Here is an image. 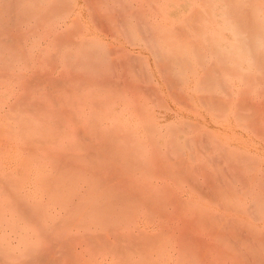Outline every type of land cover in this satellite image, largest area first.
<instances>
[{
  "label": "rangeland",
  "instance_id": "rangeland-1",
  "mask_svg": "<svg viewBox=\"0 0 264 264\" xmlns=\"http://www.w3.org/2000/svg\"><path fill=\"white\" fill-rule=\"evenodd\" d=\"M127 1L129 3V10L127 8L124 11L120 10L119 14L125 16L133 26H135L137 22L134 20L136 19L134 16L135 14L131 15V13L137 12V15L141 11L142 14L140 13V15L149 19L152 23L153 19L156 21V19L160 18V16H153V8L149 6L147 0ZM86 2L85 0H75L73 3L74 5L76 4V7H74V9L71 7L73 11L70 9L72 12L70 13L69 10L67 13H62L63 17L69 13L68 16H65V20L62 24L66 25L72 22L76 14L77 17H80L79 21L84 28L78 31L74 30V32L72 30V35L69 32L67 33L68 36L70 35L71 39L73 38L76 42L83 38H87L100 41L103 44H107V47L112 48L114 53L110 56L109 62H111V64L113 62V65L115 63L119 65L121 63L119 61L121 60L125 63L128 62L129 64H127V67L130 68V70L127 69V71L129 72L125 75L126 65L125 67L124 65H117V67L112 65L113 68H115L112 69V66H110L111 64L109 65V63L105 62L107 66L109 65L110 70L106 71L105 69L103 73L101 72L102 76L98 75L101 79L100 77H96V79H104V82L101 81L100 83H107L106 79L108 78H104L105 72L109 75L112 70L113 76L112 78L110 76L111 79H109L111 81L114 80V85L116 82V90L118 86H121L120 88L118 87V89L122 91V86L124 84L125 89H123V91H126L123 97L133 98L136 101L137 96V100L141 101L139 104L145 103L147 106L153 105L151 103V101L153 102L152 98H145V91L147 92L148 88H150V82L153 83V81L150 80L149 82L145 79L146 81L143 82L141 76L142 80H140V82L142 81V83L140 84L139 78L136 81L135 74L137 73L139 75L136 70L137 66L131 70L132 65H130L132 62V64H135V55H142L149 63L153 73V70L156 71V61L152 56V51L144 42H131L128 40L123 29L114 30L115 27H113L111 23L106 24L111 27L109 29H113L114 31L109 30V32L107 31L108 34L104 32L106 28L102 29L103 24L99 25L101 27L97 26V22L91 19L92 15L89 13L91 12L90 7L94 5V1L92 0V3L90 0L88 7ZM96 2L95 0V4ZM96 5L98 6L96 15H99V17H101V14L105 15L106 12V14L110 12L106 10L107 8L105 9L104 6L100 7L98 3ZM116 5L120 7L119 4ZM115 10L117 9L115 8L113 11ZM126 10L128 11L126 12ZM115 13L118 14V10ZM136 21H138V19H136ZM5 25L6 23H4V27ZM108 26L106 27L108 28ZM4 27L1 26L0 28L5 30ZM7 27L10 26L7 25ZM29 28L30 26L25 29V32L29 30ZM8 29L5 31H8ZM42 30L40 26H38L36 30V33H38V35L40 34L41 37ZM1 31L2 30H0V32ZM5 31L4 33L1 32L2 34L0 33V40L6 37L10 39L11 33L9 35V31L11 32V30L7 32L8 34ZM65 31L67 30L62 32L65 33ZM62 32L58 34L61 35V43L62 38L63 41H66L68 37L64 36L66 38V40H64ZM67 34L65 33V35ZM27 35L25 40V42H27L26 49L27 44H37L36 41L38 40V35L36 37V34L33 36ZM7 38L3 41L1 40L2 44L0 41L1 47H3L4 41L6 42L8 40ZM58 39H60L59 36ZM11 42L15 44L12 39ZM11 42H6V45L10 47H8L9 49H12ZM47 43L48 41L42 38L40 45L48 49ZM77 48H79V45L73 47V49ZM49 49L51 51L46 54L44 52L42 54L37 52L34 53L32 57L26 58L28 60H24L26 63L22 60L20 68H16L14 64L8 62L7 56L3 55L2 57V55H0V60L2 59L0 64L1 62L4 63L0 66L4 67L6 64V66L9 67L13 65V67L10 66L11 68L9 69L5 68L6 66L4 67L5 69L3 67L0 68V236L5 238L2 239L4 241L0 242V264H264V219H253V216L249 214L246 209L250 197H263L264 200V184L254 179L253 176L251 179L254 181H251L249 177L251 173L247 172V170L240 169L237 164H231L233 166H230L228 169L223 168L227 170L223 171L221 169L222 165L217 166L216 164L219 161H211L210 157L199 156L198 160L191 159L190 168L188 167L187 170H182V172L181 170H161L159 174V170H147V172L146 170H119L121 167L118 170H113V168L110 170L107 165L105 168L108 170H102V168L104 169L103 165H100V170H97L99 168L96 167V169H93L94 165L93 163L91 164V162L95 161L94 158L97 156L93 151V147L96 150L97 143L101 145L102 143L100 142H102V140L104 141V137H102V140L98 138L97 143H95L96 145L92 144L93 147L90 148L89 146H92V141L90 140L89 143V139H86V137H83L81 141L79 138L81 139L82 136L77 137V140L76 137L65 138L51 135V131H46L51 135L46 136L44 135V131L43 134L41 133L40 126L42 127V125L37 126L33 122L30 124L31 121H28L25 117L28 115L32 117L31 115L34 114V112L37 114L38 110L39 112L42 110L40 106L39 109L38 107L33 108L32 106L31 111L33 112L34 110V112L32 113L29 111V105L33 103V101H35L36 105L39 104L42 107L43 105H48V109H54L55 105L53 98L51 99L52 96H63L61 97L62 99H59L60 97L58 99L56 98L57 101L61 100V102L64 98H66L64 100L66 102L70 100V98L72 100L74 90L70 91V95L71 93L73 95L68 97L69 89H67L68 93L65 89V85L64 87L62 85L63 88L60 87L59 89V86L57 87L55 84L56 79H60V81L64 79L66 83L71 76V84L74 81L76 84L73 85L77 87L79 80L82 81L84 78L81 79L78 75L79 72L81 74L78 68L75 69L76 71H74V73H69V67L66 65V58L62 61L56 60V65L55 63H52V65L51 63L49 64L50 61L46 60H49V58H51L49 57L50 54L52 56L53 51H56L54 48ZM64 49H66V45L63 46L61 50ZM125 52L127 54H134L132 55V62L129 61L131 55L128 57L129 60L128 58L125 60L127 56ZM52 61L54 62V60L51 59V62ZM123 61L121 64H125ZM104 64L102 65V69L105 68ZM122 66L125 71H121L123 70ZM109 67L106 68L109 69ZM36 70H38V77L33 80L32 78ZM3 72L7 73L4 75ZM45 72H47V74H44ZM123 72L124 74H122ZM22 73H24V76ZM19 74L22 75V77H20ZM74 75H77L75 77L80 79L73 77V80L72 76ZM82 75L83 73L81 76ZM27 77L31 80L32 85H29L30 80L28 81L26 79ZM88 77L91 78L89 74ZM44 78L49 80L45 82L50 83L51 81L50 84L52 87H57V90L53 87L52 96L51 94L49 95V91L51 90L47 91V89H49L47 88L49 84L46 86L47 83L44 84L42 81ZM53 78L55 79L53 80L54 85L52 83ZM93 78L90 80H93ZM95 80L92 81L93 83L91 82L90 89L95 86L94 83L98 85L99 82L97 83ZM60 81L58 82L60 83ZM131 81L135 90L138 91L137 95L131 86ZM121 82L124 83L120 84ZM38 83H41V85ZM69 83L70 81L67 82L66 87H72L71 90L74 89L73 86H68ZM137 83L142 85V90ZM152 83L151 86H153ZM27 84L32 87L28 88ZM108 84L111 86V90L109 86L106 87ZM114 85L107 83L105 88H109V90L107 89L109 93L112 94L114 92L113 94L115 96L117 93L114 91L115 89L112 90ZM34 86H36V90H31L34 91L31 93L30 89L34 88ZM82 86V84L81 86L79 84L80 91L75 90L74 93L81 92V90H83L82 92L88 90L87 86H85L86 88ZM137 87L139 89H137ZM145 87H148L147 90H144L146 89ZM27 88L29 91H26ZM94 88V91H97V87L95 86ZM151 89L153 88L151 87ZM151 89L149 90L151 91ZM139 90H141V92ZM25 91L28 93L27 98ZM44 92V104H40ZM46 93H48L50 97H48ZM119 93L121 95V92ZM84 95H86V93ZM151 97H153V93ZM23 104L28 106V108L25 109L26 106ZM23 107L24 110L21 109ZM14 109L16 110L14 111ZM38 115L40 116L39 113ZM39 116L38 118L32 117V119L38 121L40 120ZM23 117L24 122L22 121ZM58 126L60 127V125ZM55 127L56 130H54L56 132L61 128L58 127V129L57 125H55ZM83 139H85V141ZM103 143L106 145L104 144L103 146L102 144L101 147H107V143ZM252 146L253 149L257 147L259 154L264 156L263 143L258 141L253 142ZM99 151L101 150L99 149ZM88 154L91 158L87 157V159H90L89 163L93 166L90 168L86 166L87 161H85V156H88ZM109 154L108 157L111 158ZM105 156L104 159L107 158V156ZM97 157H99V155ZM83 158L85 159L83 160ZM100 158L101 157H99V159ZM166 158H168V156ZM99 159H97L99 164L104 161L103 157L101 160ZM182 159L187 165V160L189 161V159ZM114 160H119V158ZM196 164L202 166L197 169H192L193 165L197 166ZM115 165L116 163H114V168ZM109 166H111V162ZM172 167L174 166L172 165ZM162 171H164L165 174ZM142 172H145V174H142ZM179 172L182 173V175L185 174L187 178L185 176H180L181 174H179ZM183 172L185 173L183 174ZM230 172L235 177L239 178V181L245 182V184L243 185L242 182L234 184L233 182L235 181L229 178L230 174L228 173ZM167 173L169 174L167 175ZM171 173L174 177H177L176 179L182 181H178L179 183L173 181V177L170 178ZM191 177L192 180L190 179ZM260 177L261 175H259V178ZM186 180L190 181L187 182ZM207 188H209V191ZM211 188L212 190L216 189V192L210 190ZM225 188L226 191L228 190V193L225 192ZM205 191L206 194L208 193V196L211 194L212 197L214 194L215 196L219 194V198L222 197V200L224 198L226 201H220L222 206L220 203L217 205L218 203L211 202L209 198L208 201L203 197ZM243 192H251L247 200ZM168 194L170 197L172 195V199H170ZM163 196L166 197V201ZM205 198L207 197L205 196ZM171 200H173V202ZM214 200H216V198L213 199V201ZM228 200H231L232 203L228 202ZM226 202H228L227 204L231 203V205L236 204L235 206L240 204V207L237 209V207L232 205L234 207L232 208V206L229 205L230 208L235 210H228V206H225L227 205ZM176 205L178 207H176ZM199 206L206 211L202 209L200 213L199 209L201 208H199ZM159 207L160 209L162 207V209L160 210ZM191 208H196V211L193 209L191 210ZM189 209L191 212L188 211ZM162 210H166V212L163 213ZM202 211L205 213H202ZM218 215L223 217L224 220L221 219L223 222L219 220L221 217ZM229 218L233 219V222L230 220V223H228ZM4 220H12L16 223L7 225L5 223L3 224ZM240 221L242 222V226ZM216 223H218V225ZM17 224L20 225V227H18ZM244 224L246 226H244ZM223 225L224 227H221ZM254 226L255 229L252 230ZM245 229L253 232L249 233L245 231ZM21 232H25L26 235L21 234ZM258 240L261 241V244ZM10 246L11 249H8Z\"/></svg>",
  "mask_w": 264,
  "mask_h": 264
},
{
  "label": "bare ground",
  "instance_id": "bare-ground-1",
  "mask_svg": "<svg viewBox=\"0 0 264 264\" xmlns=\"http://www.w3.org/2000/svg\"><path fill=\"white\" fill-rule=\"evenodd\" d=\"M74 1L75 0H0V27H4V23H6V28L4 27V29L7 30L10 28L8 31L11 30V32L9 31V35L11 33V37L10 39L6 37L8 39L6 42H11L12 39L16 44L15 45L11 42L12 46H10L12 49H9L10 47L7 46L4 41V48L1 47L2 45L0 46V55H2V57L3 55L7 56L8 62L14 64L16 68H20L22 60L24 61L26 58L32 57L36 52L39 54L44 52L46 54L51 51L49 48H54L56 51H53L52 56L50 54L49 57L51 58H49V60L45 59L46 61H50L49 64L51 63L52 65V63H55L56 60L62 61L66 58V65L69 67V73H74V71H76L75 69L78 68L81 71V74L83 73L82 76L80 72L78 75L81 79L84 77L82 81L79 80L77 85L78 89L76 86L74 87L73 84H76L74 81L71 84V76L68 78L66 83L65 80L62 79L61 81L63 84L60 79H52V81L55 80V84L57 87L59 86V89L62 85L63 87L65 85L66 90L69 89L68 97H71V95L74 94L72 96V100L70 98V100L66 102L64 101L66 98H64L62 100L63 103L65 102L64 104L61 100L57 101L60 96L53 97L51 94L54 89L53 87H55L56 90L57 87H52L50 84L51 81L50 83L45 82L49 80L44 78L42 81L44 84L47 83L46 86L49 84L50 87H47L49 88L47 91L51 90L49 91V95L51 94V99L53 98L54 100L51 101L54 102L55 107L54 109H48V105H43L45 92L42 97L40 96L42 98L40 104L43 103V107L39 104H37V106L35 101L30 103L29 108L23 104L26 106L25 109L28 108L29 111H31L32 106L33 108L38 107L39 109V106L42 108V110H40L41 112L37 109V114L32 109L35 116L34 114L31 116L33 118H38L39 113L40 120H34L30 117V115L25 117L28 121H31L30 124L33 122L37 126L42 125V127L40 126L41 133L43 134L44 131V135L46 136L54 135L65 138L76 137V139L77 137L82 136L79 140L82 141V138L86 137V139H89V143L90 140L92 141L91 145H96L95 143H97L98 138L102 140V137H104V141L102 140L100 143L104 146L105 143L103 142H106L107 147L103 148L101 147L102 144L98 145L97 143V152L93 145L89 147H93V151L97 154V156L99 155V157H103V159L106 154L107 158H105L106 160L104 159L105 164L104 161L99 164L97 161L99 157L96 156L95 158L93 157L96 163L94 160V162H91V164L93 163L94 165L93 167L89 163L90 159H87V157L91 158L88 154V156H85L87 160L83 158V160L85 159V161H87L86 166L88 168L92 166L93 169H96L97 167L99 168L97 170H100V165H103L104 169L102 168V170L107 169L105 167L108 166L110 170L111 168H113V170H118L120 167L121 168L119 170L123 169L130 171L146 170L147 172V170H159V174L161 170H181L182 172V170H187L188 167L190 168L191 159L198 160L199 156H206L210 157L211 161H219L216 164L217 166L222 165L221 169L223 171H227L223 168L228 169L230 166H233L231 164H237L240 169L247 170V172L251 173L249 176L251 181H254L251 179L253 176L254 179L262 182L261 184H264V156L259 154L257 147V149L252 148L253 142L258 141L264 144V0H147L149 6L153 8V16H160V18L156 19V21L153 19L152 23L143 15H140V13L142 14L141 11L137 15V12L131 13V15L135 14V18L138 19V21L134 19L135 22H137L135 26H133V24L129 22L125 16H121V14H119L120 10L124 11L126 8L128 9L129 3L127 0H96V4L98 3L100 7L104 6L105 9L107 8L106 10L111 12H108V14H106V12L105 15L101 14V17L96 15L98 6L95 4V0H93L94 3L91 0L94 5L90 7L91 10L89 8L91 12H88L92 15L91 19L94 22H97V24L95 23L97 26L103 24L102 29L106 28V31L104 32L107 33V31L109 32V30H113L109 29L111 27L108 26V24L111 23L113 27H115L114 30L123 29V32L127 35L128 40L131 42H144L145 45H147L152 51V56L156 61V71L153 70V73L149 63L142 55L134 56V58H136L135 65L132 64V55L134 54L128 53V55L125 52V54H127L125 60H127V58L131 55L130 60L128 58V60L132 62L130 64L132 65L131 70L137 66L136 70L139 75L133 69L136 73V81L138 78L139 82L142 78L143 82L146 80L149 82L150 80L153 81V83L150 82V88L145 87L146 89H144L147 90L148 88V93L145 91V98L149 97L153 100V102L151 101L153 105L150 106L145 105V103L139 104L141 101L137 100V96L136 101L133 98L123 97V94L126 91H123V89H125L123 84L124 82L120 83L123 84V93L120 91L121 89H118V87H121L118 85L117 90L119 91H117L115 89L116 82L114 85V80H110L113 76L112 70L109 75L105 72L106 77L104 74L103 75L104 78H108L106 79L107 83L114 85L112 90L115 89L114 91L117 93V96H114V92L112 93L113 95L109 93L108 90L109 88L111 90V86L109 84L106 86L107 83H103L104 79H96V77H100L98 75L102 76L105 69L106 71L110 70L109 65L111 62H109V58L114 51L112 48L107 47V44H103L100 41L83 38L76 42L73 38L71 39L70 35L68 36L67 33L70 32L71 34L72 30L74 32V30L78 31L80 29H84L79 21L80 17H77L76 14L73 19L71 18L73 20L72 22L66 25L62 24L65 20V16L69 15L68 13L63 17L62 13H67L70 9L73 11L74 7H76V4L74 5L73 3ZM86 1L87 0H85V2ZM89 1L90 0L86 2L87 7ZM115 3L119 4L120 7H118ZM115 8L118 10V14L115 13L117 10L113 11ZM71 10L70 13L72 12ZM128 10H126V12ZM7 25L10 27H7ZM105 25L108 26V28ZM28 26H30V28L25 32V29ZM38 26L43 29L41 31L42 37L40 34L38 35V33H36ZM0 30H2L1 32L3 33L5 31L3 28H0ZM64 30H67L65 31L67 35L62 32ZM8 31L5 32L7 33ZM60 32L63 34L62 37L68 36L67 40L68 38L69 40L67 41L64 37V40L66 41H63L62 38L61 43V35H58ZM27 34L31 36L36 34V37L38 35V40L36 41L37 44H27L26 49L27 42H25V40L28 36ZM58 36L60 39H58ZM42 38L48 41V49L41 47L40 44ZM4 39L1 40L3 41ZM65 45L66 49L61 50ZM75 45H79V48L73 49ZM51 59L54 60V62H51ZM25 61L24 63H26ZM122 61L123 60L119 62L122 63ZM105 62L109 63V65L107 66ZM121 63L119 65L117 63L113 65L112 62L110 66L113 65L117 67V65H124L125 67L126 65V75L127 72H129L127 69L130 70V68L127 67V64L129 63ZM1 64L4 63L1 62ZM103 64L105 65L104 69H102ZM55 65L53 64L54 67ZM10 66L13 67V65ZM10 66H6L5 68L9 69L11 68ZM113 66L112 69H115ZM1 67L3 66H0V68ZM106 67H109V69ZM122 69L123 70L121 71H125L123 66ZM35 72L37 74L35 73L32 78L33 80L38 77V70ZM6 73L7 72H5L4 75ZM22 74L24 76V73ZM44 74H47V72ZM88 74L91 78L94 77L97 81L94 78L93 80L97 83L103 81V86L102 83H100V85L99 83L98 85L94 83L97 87V91H94L95 86L90 89V84L93 80H90L91 78L88 77ZM122 74H124V72ZM75 76L77 75L72 76V78ZM20 77H22V75H20ZM75 78L80 79L78 77ZM26 79L28 81L30 80L29 77ZM57 80L60 81V83ZM68 81H70L68 86H73L74 89L71 90L72 87H66ZM29 82V85H32L31 80ZM83 82L86 83L84 84ZM41 83L38 84L41 85ZM52 83L54 85V81ZM141 83L142 81L140 84ZM151 83L153 86H151ZM79 84L80 86L81 84L84 87L87 86L88 90L84 92L81 90V92L74 93L75 90L80 91ZM140 84H138V86L142 90V85ZM29 85L27 87L31 88L32 86L30 87ZM105 86H109V88H105ZM131 86L133 87L132 81ZM151 87L153 89H151ZM139 88L137 87V89ZM34 89L36 90V86L30 89V92H34ZM149 89H151V91ZM133 90L137 95L138 91L135 90L134 87ZM141 90L139 91L141 92ZM26 91L25 94L27 98L28 93H26ZM70 91H73V94L71 93L70 95ZM119 92H121V95ZM149 92L151 95L153 93V97H151ZM85 93L86 95H84ZM46 94L48 95V93ZM49 95L48 97H50ZM61 97L59 99H62ZM21 109L24 110V107ZM15 110L16 109H14V111ZM22 121L24 122V117ZM55 125H57V128L59 127L58 125L61 127H59L60 130H57V132L55 131ZM46 131H51V135H49ZM83 140L85 141V139ZM99 149L101 151H99ZM108 154L111 158L108 157ZM167 156L168 158H166ZM113 157L114 159L119 158V160L115 161ZM101 158L99 160H101ZM182 158L189 159V161L187 160L188 166ZM110 162L111 166H109ZM114 163H116L115 168ZM172 165L174 167H172ZM201 166L193 165L192 169H197ZM162 172L165 174L164 171ZM143 173L145 174V172H142V174ZM172 173L171 176H169L170 178L173 177V181H182L176 179L177 177H174ZM184 173L185 172H183V174ZM168 174L169 173H167V175ZM179 174H181L180 176L186 177L185 174L182 175L180 172ZM228 174H230L229 178L235 181H232L234 184L242 182L241 180L239 181V178L235 177L231 172ZM259 175H261L260 178ZM190 179L192 180V177ZM244 184L245 182L243 185ZM226 188L225 192L228 193ZM207 189L209 191V188ZM210 190H212V188ZM212 191L216 192V189H213ZM204 194V199L208 200L209 198L211 202L216 204L218 203L217 205H219L220 201L224 200V198L222 200L221 195V198H219V194H216V196L214 194L213 197L211 194L208 196L206 191ZM250 194L251 192H243L246 200L250 197ZM205 196L207 198H205ZM214 197L216 200L213 201V199H215ZM163 198L166 201V197L163 196ZM170 199H172V195ZM171 201L173 202V200ZM228 202L232 203L231 200H228ZM228 202H226V204ZM248 202L249 203L246 209L249 214L253 216V219H264L263 197H250ZM231 203L225 205L226 207L228 206V210L231 209L234 211L235 209L232 208L237 207L238 209V207H240V204H238V206H235L236 204H232L234 206L233 207ZM229 205H231L232 208H230ZM176 207L178 206L176 205ZM196 208H191V210L193 209L196 211ZM199 208H201L199 209L201 213V210L204 208L201 206H199ZM191 210L189 209L188 211L191 212ZM203 211L206 210L204 209ZM203 211L202 213H205ZM239 211L241 212L240 209ZM164 212H166V210L163 211V213ZM221 219H223V217L219 220ZM219 220L218 222L220 223ZM223 220L221 221L223 222ZM230 220L233 222V219L229 218L228 223H230ZM4 223L7 225H13L16 222L12 220H4L3 224ZM240 223L242 226L241 221ZM216 224L218 225V223ZM17 226L20 227L18 224ZM244 226L246 225L244 224ZM221 227H224V225ZM254 229L255 226L252 230ZM245 231H248V229H245ZM248 232L250 233L253 231ZM21 234L26 235L25 232H21ZM2 239L5 238L0 236V242L4 241ZM258 242L260 243L261 241L258 240ZM8 249H11V246L8 247Z\"/></svg>",
  "mask_w": 264,
  "mask_h": 264
}]
</instances>
